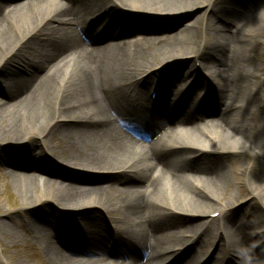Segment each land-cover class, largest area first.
<instances>
[{
	"label": "bare ground",
	"instance_id": "6f19581e",
	"mask_svg": "<svg viewBox=\"0 0 264 264\" xmlns=\"http://www.w3.org/2000/svg\"><path fill=\"white\" fill-rule=\"evenodd\" d=\"M196 6L213 40L187 31L189 23L155 35ZM225 12L232 19L214 26ZM263 18L264 0L0 2V162L43 261L184 264L186 256L166 262L178 245L185 264H263L264 93L253 81L262 40L252 32ZM104 28L111 41L95 46ZM132 32L134 40L123 38ZM246 154L254 160L238 169L255 208L222 196L229 159ZM59 161L96 173L95 183L49 177ZM105 217L114 222L108 233ZM160 223L176 228L159 232Z\"/></svg>",
	"mask_w": 264,
	"mask_h": 264
},
{
	"label": "rangeland",
	"instance_id": "374dc122",
	"mask_svg": "<svg viewBox=\"0 0 264 264\" xmlns=\"http://www.w3.org/2000/svg\"><path fill=\"white\" fill-rule=\"evenodd\" d=\"M2 1L6 3H16L22 0H0V2ZM31 6H32V3L26 4L23 8H21V11L31 10ZM48 8H49L48 5H45L43 7V11H47ZM200 13H201V8L196 6L187 13L180 12V13H177L175 16L172 15L171 17H168L167 19L162 21L163 25L161 24L160 29L157 30L155 35H159V36L175 35L178 32H181L183 29H185L186 24L189 23V26L187 27V31L197 33L198 37L202 38L203 41L205 42L211 41L214 38L215 31L213 29L210 30V28L208 29V27H204L205 20L204 18L199 17ZM197 17H199L198 20H197ZM147 19L153 20L150 17H147ZM231 19H232L231 15L229 13L226 14L225 12V15L223 13L219 14V20H213L211 23L217 27L218 24H220V22L230 21ZM24 24L27 25V22H25ZM236 28L241 29L240 26L233 27V29H236ZM106 32L107 31L105 30H101L99 32L98 36L96 37V40H94L93 42L95 46L102 45V44H105L111 41L110 39L106 38ZM252 32L254 33V36H256L255 38L257 40H262L261 45L258 46L260 52L259 54H257L260 66L257 68V77L255 79L246 74L243 79L246 82L252 81V79H254L253 81H255L257 86L261 85L262 92L264 93V18H263V21L259 25H256V27H254ZM132 35H134L133 32L124 36L123 38L134 40L135 38L132 37ZM142 36L147 37V34L144 33ZM176 40H177V43L181 45L180 48H182L185 45L184 41L182 40L180 36L177 35ZM37 60L38 59L36 55L29 56L30 64L32 65L35 64ZM8 65L7 67L12 68L10 64ZM12 65L15 66V64L13 63ZM242 65H245V63L243 62ZM196 66L198 67V63L196 64ZM245 68L248 70L255 69L254 66L250 64L246 65ZM218 70H219V67L216 66L215 72H218ZM181 72L184 74L185 69L183 68ZM211 74H214V73H211ZM201 88H203V85H199L196 87L197 90ZM244 93H245L244 88H241V100L246 99V96ZM256 103L252 102L250 105L241 106L242 108L241 114L243 112H246V110L251 108L252 106L254 107ZM258 105L260 107L262 114H264V100H261L258 103ZM202 106H204V108H200L202 110H210L212 113H215V114L218 113V109L216 111V109L213 106L210 107L209 109L208 107H206V105L202 104ZM215 114L213 116H215ZM1 154L2 153H0V155ZM29 154L32 155V152H29ZM251 160H254L252 154L241 155L240 157L229 159L230 162L234 161L233 166H231L233 172L232 173L229 172L232 175L231 180L228 183L229 185L227 186V190L225 191V193H222V196L227 197V193L230 194V196L233 198L232 200L236 199L238 201L235 206L243 202L247 203L250 207H253V208L258 207L260 205L259 199L249 194V190H247L248 188L243 179L241 170L238 169L241 163L251 162ZM221 161H226V160L223 159ZM52 164L50 166L52 173H50L49 177L60 179L61 181H65V182H71L72 180L74 184H78V185L90 186L93 183H95V179H96L95 176H97L96 173L71 167L69 165L64 164L61 161L57 162V164L56 163H52ZM6 175H7L6 167L3 166L0 162V219H4L5 212H9V217H10V219H7L8 221L4 219V221L7 222L5 226L0 224V264H6L10 261L19 262L20 264H47L42 259V250H41L42 245L40 244L39 240L33 238L32 237L33 235L29 234L26 231L24 225L22 224V220L25 218L23 216L24 210L21 206L20 200L17 198L15 193L8 187V185L7 187H5L6 186L5 180L7 178ZM241 209H242L241 207L239 210L237 208L238 211L235 210V213L237 215L238 214L240 215ZM176 218H179V217H176ZM112 220L113 219L109 217L108 218L105 217V225L107 226V228L105 227L104 229L106 233H108V229H110L111 227L109 225L114 224ZM172 225L160 223L159 232L164 231V228L175 230L176 227ZM83 226L84 228L82 229L87 228L88 223L83 224ZM262 229L256 228L257 231L262 230ZM263 240H264V235H263ZM210 242H211V239H208L207 244H210ZM177 246L178 245H176V247ZM183 254L184 255H181V254L172 255L171 258H169L166 262L168 263L175 262L176 260H181L185 256H186L185 260L188 261L189 260V258L187 257L188 255H186V253H183ZM216 255H220V254L218 253ZM260 260L264 264V257H262ZM187 264H189V262Z\"/></svg>",
	"mask_w": 264,
	"mask_h": 264
}]
</instances>
